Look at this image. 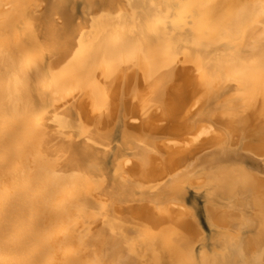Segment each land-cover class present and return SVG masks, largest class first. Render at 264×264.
Here are the masks:
<instances>
[{"label":"bare ground","instance_id":"obj_1","mask_svg":"<svg viewBox=\"0 0 264 264\" xmlns=\"http://www.w3.org/2000/svg\"><path fill=\"white\" fill-rule=\"evenodd\" d=\"M0 264H264V0H0Z\"/></svg>","mask_w":264,"mask_h":264}]
</instances>
